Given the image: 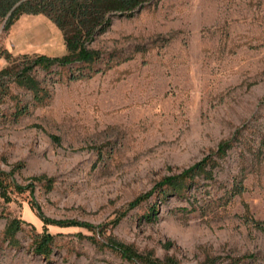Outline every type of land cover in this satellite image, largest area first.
Instances as JSON below:
<instances>
[{"label": "rangeland", "instance_id": "rangeland-1", "mask_svg": "<svg viewBox=\"0 0 264 264\" xmlns=\"http://www.w3.org/2000/svg\"><path fill=\"white\" fill-rule=\"evenodd\" d=\"M93 47L112 67L78 81L39 72L52 97L18 120L15 101L0 103V172L24 187L53 180L0 194V264H134L109 238L179 264H264V0H162L116 18ZM65 52L46 16L0 19V69L7 54ZM226 142L189 199L158 203L155 220L144 217L155 196L132 208ZM12 219L24 221L18 246L4 235ZM44 232L49 258L34 251Z\"/></svg>", "mask_w": 264, "mask_h": 264}, {"label": "trees", "instance_id": "trees-1", "mask_svg": "<svg viewBox=\"0 0 264 264\" xmlns=\"http://www.w3.org/2000/svg\"><path fill=\"white\" fill-rule=\"evenodd\" d=\"M162 0H0V19L6 20V27L10 28L23 15H44L49 18L62 32L66 52L61 56L23 55L13 58L6 55L8 64L0 69V103L7 100L15 101L13 116L18 120L30 113L31 105H42L49 101L52 92L49 86L39 78V72L47 76L54 73H66L69 81L89 79L104 72L102 66L110 65L112 59L105 58L104 53L93 47L99 36L105 34L119 17L132 18L146 7L157 4ZM16 86L31 95V101H24L19 94H15L12 87ZM231 142L223 143L217 152L205 156L203 159L185 169L177 175L166 177L156 184L153 190L139 196L130 205L140 206L153 196L157 204L150 206L145 218L155 220L158 215V203H166L173 197L189 199L191 192L199 188V180H214L215 170L219 167V160L224 158ZM28 186L19 185L11 173L0 172V194L7 202L11 201L9 191L24 193L35 191L36 182H45L51 188L52 179L46 175L35 177ZM243 191L242 185L237 184L229 195H237ZM35 207V205H33ZM196 207L180 208L177 211L192 213ZM43 220V214L39 213ZM24 221L12 219L5 231V239L18 246L16 235L22 230ZM62 226L72 224L59 222ZM55 236L48 232L34 234V251L49 258ZM108 246L118 252L126 260L134 264H179L172 258L161 260L148 254L138 252L133 246L121 243L113 238L108 239ZM254 256H250L253 258ZM237 263V262H236Z\"/></svg>", "mask_w": 264, "mask_h": 264}]
</instances>
